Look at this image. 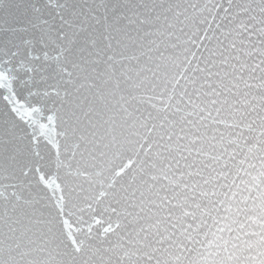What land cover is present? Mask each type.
<instances>
[{"label": "snow or ice", "instance_id": "6c2138e0", "mask_svg": "<svg viewBox=\"0 0 264 264\" xmlns=\"http://www.w3.org/2000/svg\"><path fill=\"white\" fill-rule=\"evenodd\" d=\"M0 264H264V0H0Z\"/></svg>", "mask_w": 264, "mask_h": 264}]
</instances>
